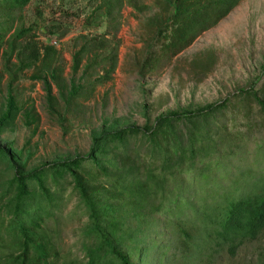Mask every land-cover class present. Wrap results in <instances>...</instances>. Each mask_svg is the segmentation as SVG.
<instances>
[{"label": "trees", "instance_id": "16d2710c", "mask_svg": "<svg viewBox=\"0 0 264 264\" xmlns=\"http://www.w3.org/2000/svg\"><path fill=\"white\" fill-rule=\"evenodd\" d=\"M29 1L0 0V59L14 66L0 112V131L18 115L11 84L24 69L31 68L33 78L41 81L51 113L56 101L51 82L67 107L86 90L74 78L78 71L81 78H87L89 90L109 81L117 63L119 10L125 3L134 8L137 2L94 1L83 25L102 22L105 28L99 35L76 37L72 77L65 89L59 51L52 42L38 43L30 27L16 25L17 12ZM157 1L166 8L155 20L158 49L148 51L143 59L145 72L154 70L159 60L169 64L240 0ZM259 71L264 74V64ZM237 91L242 99L255 102L264 116V78L258 75L247 88ZM228 103L225 97L192 109L167 110L142 125L100 130L91 136L85 153L29 169L19 161L11 143L0 144V162L10 172L0 189L5 210V223H0V264H58L55 241L42 221L54 216L66 178L85 209L86 242L83 263L65 259L61 264H214L221 253L233 255L244 242L256 240L264 231L261 176L247 184L246 192L231 189L200 194L202 186L193 185L198 178L213 181L212 166L218 160L200 154L208 148L217 152L216 143L204 141L208 140L206 128ZM28 118V124L35 120ZM188 171H192L189 182L181 177ZM167 229L170 236L165 238ZM256 264H264V246Z\"/></svg>", "mask_w": 264, "mask_h": 264}, {"label": "rangeland", "instance_id": "374dc122", "mask_svg": "<svg viewBox=\"0 0 264 264\" xmlns=\"http://www.w3.org/2000/svg\"><path fill=\"white\" fill-rule=\"evenodd\" d=\"M94 1L30 0L15 17L16 25L31 28L38 43L52 42L59 51V74L65 89L72 77L70 65L76 37L99 35L105 28L102 22L98 26L83 25ZM165 8L157 0H137L134 8L123 4L116 31L117 63L111 79L89 90L87 78H81L78 71L74 78L86 90L67 107L51 82V94L56 99L54 113L47 110L42 83L33 78L32 69L18 73L11 86L19 112L13 123L0 131V144L11 143L19 153V161L29 169L58 157L85 153L97 131L142 125L167 110L192 109L228 97L227 106L206 128L208 140L204 141L216 143L218 150L208 148L200 154L205 159L218 160L212 166L213 181L198 178L193 185L202 186L199 192L204 194L231 189L246 192L250 188L247 184L259 176L264 182V116L255 102L242 99L237 91L247 88L258 75L264 78L259 71L264 64V0H240L169 64L159 60L154 70L145 72L143 59L148 51L158 49L155 20L165 13ZM14 61L12 57L10 62ZM13 70L14 66L0 59V112ZM29 115L35 118L30 124ZM9 174L0 162V189ZM191 175L192 171H188L181 177L189 182ZM62 183L54 216L44 218L42 223L55 241L58 264L65 259L83 263L87 216L69 179ZM3 203L4 199H0L2 225ZM167 231L165 238L170 236L171 230ZM262 246L264 231L256 240L244 242L233 255L221 253L214 264H256Z\"/></svg>", "mask_w": 264, "mask_h": 264}]
</instances>
